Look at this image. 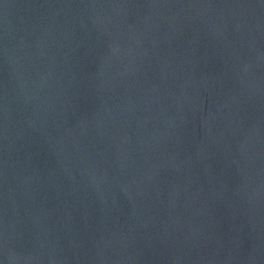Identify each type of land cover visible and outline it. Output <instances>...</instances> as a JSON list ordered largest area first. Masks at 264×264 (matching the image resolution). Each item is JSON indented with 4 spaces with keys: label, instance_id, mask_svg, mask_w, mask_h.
<instances>
[{
    "label": "water",
    "instance_id": "water-1",
    "mask_svg": "<svg viewBox=\"0 0 264 264\" xmlns=\"http://www.w3.org/2000/svg\"><path fill=\"white\" fill-rule=\"evenodd\" d=\"M0 264H264V0H0Z\"/></svg>",
    "mask_w": 264,
    "mask_h": 264
}]
</instances>
